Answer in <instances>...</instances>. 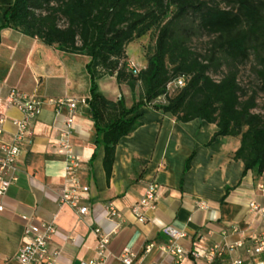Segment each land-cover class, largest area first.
<instances>
[{
	"label": "crops",
	"instance_id": "obj_1",
	"mask_svg": "<svg viewBox=\"0 0 264 264\" xmlns=\"http://www.w3.org/2000/svg\"><path fill=\"white\" fill-rule=\"evenodd\" d=\"M13 1L0 0V25ZM125 53L137 57L132 42ZM85 58L17 29L0 28V97L16 87L43 99L40 114L31 124L32 140L23 145L19 155L16 179L1 198L0 264H19L15 256L30 218L54 224L52 247L60 250L58 261L62 264H79L97 256L95 227L111 239L104 264H122L119 256L124 246L137 253L133 264L168 262L170 258L159 249L167 240L162 234L167 225L185 233L178 239L185 250L199 252L216 242L254 236L261 221L248 210L247 203L253 200L264 207V193L257 187L263 177L261 173L256 176L255 170L244 171V163L235 158L240 138L214 135L218 130L215 122L200 118L182 122L150 105L138 109L141 125L116 143L107 177L104 147L96 142L92 114L87 103L77 104L68 139L80 162V181L89 185L88 211L80 216L59 204L65 156L57 151V139L70 112L66 107L56 111L51 99L80 101L88 97ZM145 64L146 60L143 67ZM96 83L105 97L122 98L125 107L140 99V82L132 89L127 82H117L113 74L98 78ZM4 114L7 120L0 146L11 139L12 118L21 115L13 105ZM151 180L158 183L155 207L139 222L130 207L143 196ZM108 202L119 211L116 218L107 216ZM201 202L204 205L199 206ZM149 243L152 246L144 252ZM233 255L244 260L248 257L242 249Z\"/></svg>",
	"mask_w": 264,
	"mask_h": 264
},
{
	"label": "trees",
	"instance_id": "obj_2",
	"mask_svg": "<svg viewBox=\"0 0 264 264\" xmlns=\"http://www.w3.org/2000/svg\"><path fill=\"white\" fill-rule=\"evenodd\" d=\"M224 2L220 7L206 0H14L4 11L0 28L18 29L63 52L89 58L85 102L96 142L104 147L107 177L119 138L141 125L138 109L143 105L182 122L195 118L215 122L214 135L238 136L235 158L244 163V171L255 170L257 176L264 171V115L252 112L254 96L241 98L236 70L218 81L207 73L217 53L234 66L253 53L259 90L264 92V0ZM153 26L158 30L152 51L133 75L125 67L126 45ZM199 33L212 36L210 56L204 59L188 47ZM113 74L132 89L140 82V99L130 107L122 98L110 100L98 90L96 80ZM182 75L188 77L186 84L167 94L168 82ZM163 95L164 102H157Z\"/></svg>",
	"mask_w": 264,
	"mask_h": 264
},
{
	"label": "built area",
	"instance_id": "obj_3",
	"mask_svg": "<svg viewBox=\"0 0 264 264\" xmlns=\"http://www.w3.org/2000/svg\"><path fill=\"white\" fill-rule=\"evenodd\" d=\"M125 67L137 75L143 65H138L132 59L125 60ZM187 76H177L166 85L167 94L174 89L182 88L187 82ZM165 96L156 99L157 102H164ZM83 98L81 103L85 102ZM164 99V100H163ZM75 98H55L51 99L54 109L58 111L61 107L68 109L69 115L65 117L57 139V151L65 156L64 179L58 191L60 205H67L80 216H85L88 211V190L89 185L83 184L79 178L80 162L75 154L73 145L68 136L72 129L73 111L80 102ZM43 99L35 94L24 92L23 90L12 87L6 96L0 97V134L4 132L3 125L7 118L4 110L9 106H15L20 117H14L11 120L13 133L9 142H2L0 146V211L3 208L1 198L6 193L10 184L16 179V165L23 145L30 143L32 140L33 129L32 121L40 114ZM86 103V102H85ZM263 180L258 181L257 187L264 193V171L261 173ZM158 183L148 181L145 185L143 196L135 202L130 210L139 222L147 219L146 211L155 207L156 193ZM204 205L201 202L199 206ZM248 210L259 215L261 227L259 231L250 238H240L235 241L216 242L206 247L202 252L196 250H185L179 243L178 239L182 238L185 233L174 225H167L162 228V234L167 238L159 249L170 259L163 264H264V207L253 200L247 203ZM107 216L116 218L119 211L111 202L105 204ZM24 241L19 247L16 258L19 264H62L58 261L60 250L52 247V237L55 234L56 227L49 221H37L30 218L25 224ZM234 230H236L234 228ZM97 240L96 254L91 259L80 260L79 264H104L108 256L107 246L110 242L109 235L99 227L94 228ZM226 234V231H222ZM152 246L151 243L145 246L144 252ZM242 249L248 255L247 259L234 256L235 250ZM120 261L122 264H133L137 258V253L124 246L120 251Z\"/></svg>",
	"mask_w": 264,
	"mask_h": 264
},
{
	"label": "rangeland",
	"instance_id": "obj_4",
	"mask_svg": "<svg viewBox=\"0 0 264 264\" xmlns=\"http://www.w3.org/2000/svg\"><path fill=\"white\" fill-rule=\"evenodd\" d=\"M211 4H217L220 7L225 6L224 0H206ZM61 23V22H60ZM18 30V29H17ZM158 28L156 26L151 27L143 35L135 38L132 41L134 48L137 53V57L132 56L130 53H125L124 59H134V61L139 65L147 59V55L152 51V47L155 42V35L157 33ZM20 31V30H19ZM21 32V31H20ZM212 36H208L205 33H199L193 36L189 42L188 47L200 56V59H204L203 57L210 56V40ZM126 49V48H125ZM218 58L212 64H210V69L208 71V76L215 80L222 79L223 76L229 70H236V78L237 82L240 86L241 98L245 99L248 96L255 97V107L252 109V112H257L261 115H264V92L259 90V86L261 84L260 79L256 75V68L258 67L255 62L253 53L249 55V57L243 61L238 63L236 66L231 64L228 59L223 57L220 53H217ZM89 59L85 58V61ZM164 100V99H163ZM81 103V101H80Z\"/></svg>",
	"mask_w": 264,
	"mask_h": 264
}]
</instances>
